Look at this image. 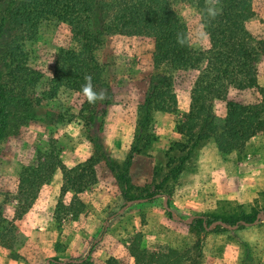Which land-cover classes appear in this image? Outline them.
I'll list each match as a JSON object with an SVG mask.
<instances>
[{"label": "rangeland", "instance_id": "rangeland-1", "mask_svg": "<svg viewBox=\"0 0 264 264\" xmlns=\"http://www.w3.org/2000/svg\"><path fill=\"white\" fill-rule=\"evenodd\" d=\"M168 1L182 25L180 44L209 48L199 1ZM238 11L242 25L264 39V0H253ZM3 16L0 4V71L9 74L5 80L10 81L13 70H22L15 74L16 89L6 107L8 124L0 145V264H48L53 259L60 264H106L111 258L137 264L130 252L135 245L149 254L144 264H157L149 256L192 250L197 242L202 264H264V223L235 229L215 223L236 224L220 218L237 215L264 217V132H256L244 151L227 155L214 141L200 142L182 171L171 174L187 154L178 146L185 141L178 125L190 111L199 74L179 71L178 110L155 115L150 127L155 141L133 155L129 182L121 184L107 160L126 161L135 142L139 105L153 69V29L138 35L99 33L93 14L79 16L74 28L41 16L19 29L3 24ZM85 46L102 64L112 92L108 114L97 130L83 122L84 95L54 78L61 51ZM258 69L260 88L231 87L226 100L215 102L218 117L226 116L228 101L262 100L264 56ZM89 136L99 140L97 152ZM30 167L40 175L21 188ZM138 199L145 201L131 204L108 223L125 204ZM188 216L194 217L175 219ZM197 216L204 218V225Z\"/></svg>", "mask_w": 264, "mask_h": 264}, {"label": "trees", "instance_id": "trees-1", "mask_svg": "<svg viewBox=\"0 0 264 264\" xmlns=\"http://www.w3.org/2000/svg\"><path fill=\"white\" fill-rule=\"evenodd\" d=\"M198 1L202 23L210 41L209 48L205 50L188 49L180 44L182 25L175 8L168 0H0L4 7L3 24L8 23L19 29L41 16L68 23L74 28L76 19L84 14L97 16L99 33L138 35L148 27L153 29V69L149 75L145 98L139 105L135 142L126 161L111 158L107 160L121 184L129 182L128 168L133 155L145 151L155 141L150 130L155 115L178 110L175 74L179 71L198 70L199 74L191 92L190 111L178 125L179 132L185 138L178 146L182 153L187 154L171 174L176 175L182 171L200 142L214 141L220 152L227 155L244 151L256 132H264L263 88L259 103L228 101L225 117H218L215 113V102L226 100L231 87L240 90L260 88L258 61L264 56V39L258 38L242 25V16L238 11L240 7L250 6L253 0ZM213 11L217 13L215 16L211 15ZM19 70L22 69L17 67L12 71L10 81L5 80L9 74L0 71V145L8 124L6 107L10 95L15 93V74ZM89 77L93 91L98 96H103L94 103L89 102L83 91ZM54 78L62 86L84 95L81 109L83 122L90 129L97 130V125L108 114L112 92L103 66L93 51L87 46L80 51L62 50L55 62ZM89 140L97 152L99 140H93L91 136ZM39 175L37 168L30 167L21 180V188ZM257 215L220 219L237 223L255 220ZM193 251L197 253L196 257L193 256ZM130 252L137 264H144V257L149 255L139 245L131 247ZM149 257L156 260L157 264H202V246L197 242L192 250L182 252L170 249ZM247 257H250L249 249ZM106 264L119 263L111 258Z\"/></svg>", "mask_w": 264, "mask_h": 264}, {"label": "water", "instance_id": "water-1", "mask_svg": "<svg viewBox=\"0 0 264 264\" xmlns=\"http://www.w3.org/2000/svg\"><path fill=\"white\" fill-rule=\"evenodd\" d=\"M158 198H159V200L161 201V203H162V204H163V205H164L169 211H171V212L173 213V209H171V207L168 206L167 202H166L165 200H163V198H162L161 196H158ZM143 201H145V200H144V199H138V200H135V201H130V202H128L127 204H125V205L123 206V208H122L119 212L115 213L113 216H111V217L109 218L108 223L110 222V220H111L112 218H114L115 216L120 215V214H121L126 208H128L131 204H133V203H139V202H143ZM193 217H194V216H188V217H185V218H182V219H179V218H176V217H175V219L180 220V221H190ZM197 218H198V219L201 221V223L204 225V218H203L202 216H197ZM215 223H216L217 225L223 227V228H226V229H235V228H240V227H248V226H252V225L262 224V223H264V217H258V218H256L253 222H250V223L238 222V223H236V224H230V225H228V224H226V223H224V222H221V221H219V220H217ZM208 228H211V227H208ZM101 238H102V237H100L97 241H99ZM97 241H96V242H97ZM93 246H94V244L91 245V246L89 247V249L86 251V253H85V255H84V257H83V259H82L81 261H84L85 259L88 258V256H89L90 253H91V250H92ZM69 261H73V260H69ZM66 262H68V261H65L64 263H66ZM49 263L60 264L61 261H58V260L53 259V260H51ZM49 263H48V264H49Z\"/></svg>", "mask_w": 264, "mask_h": 264}, {"label": "clouds", "instance_id": "clouds-1", "mask_svg": "<svg viewBox=\"0 0 264 264\" xmlns=\"http://www.w3.org/2000/svg\"><path fill=\"white\" fill-rule=\"evenodd\" d=\"M217 13L215 11L211 12V15L215 16ZM88 82L86 84V86L83 88V91L85 93V95L88 97V100L90 103H94L98 98L102 99L103 96L102 94L100 96L97 95V93H95L93 91V85L91 83V78H87Z\"/></svg>", "mask_w": 264, "mask_h": 264}]
</instances>
